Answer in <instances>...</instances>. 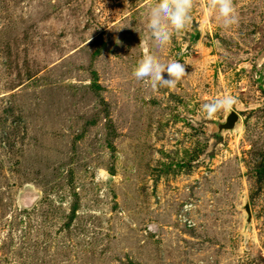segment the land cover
<instances>
[{
	"label": "rangeland",
	"instance_id": "obj_1",
	"mask_svg": "<svg viewBox=\"0 0 264 264\" xmlns=\"http://www.w3.org/2000/svg\"><path fill=\"white\" fill-rule=\"evenodd\" d=\"M155 2L0 0V264H264V0H196L153 88Z\"/></svg>",
	"mask_w": 264,
	"mask_h": 264
},
{
	"label": "clouds",
	"instance_id": "obj_2",
	"mask_svg": "<svg viewBox=\"0 0 264 264\" xmlns=\"http://www.w3.org/2000/svg\"><path fill=\"white\" fill-rule=\"evenodd\" d=\"M208 2L212 10H219L225 27L239 23V15L234 0H208ZM195 4L196 0H156L152 4L147 25L152 37V51L148 50L147 45L144 46V54L137 62V67L133 73L137 80L147 78L151 81L153 88L174 87L187 75L185 71L187 62L165 61L160 58L158 52L171 42L174 35L190 30L193 24L192 11ZM117 43L120 41L117 40ZM164 73L168 74L167 79L164 78ZM237 103V97L226 94L211 102L204 103L201 106V111L206 118L213 119L218 113L230 114ZM192 207L193 205L186 204L184 211L190 212ZM182 219L191 225L188 217H182ZM152 227L149 225L150 231Z\"/></svg>",
	"mask_w": 264,
	"mask_h": 264
}]
</instances>
